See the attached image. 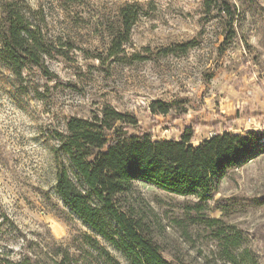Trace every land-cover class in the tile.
I'll return each mask as SVG.
<instances>
[{
	"label": "rangeland",
	"instance_id": "374dc122",
	"mask_svg": "<svg viewBox=\"0 0 264 264\" xmlns=\"http://www.w3.org/2000/svg\"><path fill=\"white\" fill-rule=\"evenodd\" d=\"M27 1L44 9L67 54L48 58V72L29 65L23 79L0 60V259L55 264L68 250L81 264L99 252L86 246L90 235L129 264L56 191L54 150L68 120L110 104L155 139L190 126L194 144L224 129L261 136L257 156L230 169L207 201L143 181L130 201L175 264H264V0ZM132 3L141 16L111 57L120 9ZM188 41L185 53H162ZM156 100L168 114L151 112Z\"/></svg>",
	"mask_w": 264,
	"mask_h": 264
},
{
	"label": "trees",
	"instance_id": "16d2710c",
	"mask_svg": "<svg viewBox=\"0 0 264 264\" xmlns=\"http://www.w3.org/2000/svg\"><path fill=\"white\" fill-rule=\"evenodd\" d=\"M142 5L120 9V31L112 36L109 55L118 57L130 40ZM0 60L23 79L29 66L48 72V58L65 57L62 39L47 29L43 8L27 0L0 1ZM195 45L188 41L167 47L162 53H185ZM153 114H168L170 105L160 100L150 104ZM194 128L179 138L155 139L139 128L136 115L105 104L90 117L73 116L67 132L59 135L55 148L58 163L56 191L65 204L88 226L119 251L129 264H175L166 259L149 236L146 222L130 198L136 183L143 181L171 193L209 200L230 169L252 160L261 150V136L254 131H216L194 144ZM215 222V220H210ZM88 248H99L81 264H123L106 246L86 235ZM0 259V264H29ZM68 250L55 264H74Z\"/></svg>",
	"mask_w": 264,
	"mask_h": 264
}]
</instances>
